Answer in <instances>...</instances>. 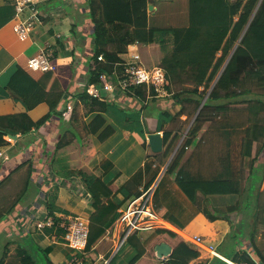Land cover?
Masks as SVG:
<instances>
[{"label": "trees", "instance_id": "trees-1", "mask_svg": "<svg viewBox=\"0 0 264 264\" xmlns=\"http://www.w3.org/2000/svg\"><path fill=\"white\" fill-rule=\"evenodd\" d=\"M154 1H89L90 17L95 25L93 31L95 52L92 63L89 65L83 91L75 96L87 109L86 115L93 114V117L84 125L86 130L84 136L79 135L71 125L67 133H71L72 137L66 138V135L56 141L50 172L65 178L72 175L80 176L87 192L90 193L94 211L89 218L90 232L86 247L88 254L120 216L119 208L124 200H120L117 192H114L112 188V184L121 174L114 175L109 171L114 167L111 160L103 161L102 167L105 169L103 175H97L87 166H81L83 156L84 158L88 155L90 158L93 156L91 154L92 136L97 135L99 140L104 141L116 129L113 124L108 123L107 118L112 110L116 111L114 103L90 94L87 88L91 84H103L105 80L103 75L107 76L109 82L117 84V74H122L124 64L134 59L128 57V47L134 43L151 44L154 51L160 53L158 60L159 65L166 72V89L175 101L181 104V109L175 114L176 117L183 114L192 116V112L198 111L208 95L183 143L166 169L165 174L171 176L166 191H163L159 185L154 192L153 200L157 211L181 229L185 228L194 215L201 211L198 209L187 219H183L180 213H176L171 207L175 200L169 202L164 199L168 193L171 197H177L173 184H176L181 192L197 206L198 192H202L207 200L209 197L215 199L212 207L215 214L207 210L205 214L212 221L220 218L229 220L232 229L235 220L230 215L245 211L247 213L244 214L241 226L237 225V229H244L242 232H245L244 238L249 243L250 249H236L230 258L235 262L246 261L251 264H254L257 259L264 264V247L258 244L259 237L256 234L260 226L264 227V161L260 159L264 151V116H260L264 111V0H188V25L163 27L150 25L148 9L149 4ZM99 9L101 13H98ZM10 15H15L14 11ZM8 19L10 18L4 19L2 24ZM100 55H103V60L99 59ZM147 58L152 59L151 56ZM52 61L57 64L56 70L44 72L39 79H35L27 70L18 66L4 87L10 91L11 96L23 103L26 110L19 113L0 114V147L9 144L6 136L27 135L33 129L40 128L50 121L53 116L60 122H64L68 104H65L63 109L59 107L67 91L61 88L56 90L59 81L55 79V75L61 72L63 66L55 60ZM147 61L151 64L150 60ZM47 80L55 81L52 88L47 89L45 83ZM129 89L126 91L141 101L146 100L148 95L146 85ZM150 93L152 97L157 95L154 88L150 89ZM254 101L258 103V106H250ZM41 102L48 103L50 109L44 116L35 120L29 110ZM240 103H248L247 110L258 115L252 127L244 125L238 129L234 124L235 121L229 122V127L228 125L221 127L217 120L218 117H222L220 114L229 115L234 120L235 114L239 113L238 104ZM140 113L141 111H135V117H139ZM74 115L73 112L71 119H74ZM161 115L163 119L159 125L160 128L165 120L175 119L168 111L162 112ZM210 129L221 134V141L225 143L223 142L219 148L216 145L217 156L211 160L214 167L206 174L202 167L206 163L204 146L207 140L205 137ZM163 137L164 151L153 154L155 158L162 161L171 154L181 133L166 130ZM194 140L199 142L195 146L196 150L192 152V149H189ZM203 141L205 143L202 148ZM197 154H203L201 158L197 157L202 161L199 172H195L192 168ZM27 161L16 165L10 174L0 181V223L12 215L30 188L34 172L32 164L24 176V184L15 187L18 191L12 200H7L8 193L3 190L7 189L10 193L7 187L10 178L28 163ZM245 166H249L248 171L244 168ZM159 172L160 167H153V161H148L145 168L136 173L132 179L138 180V184H141L144 174H150L145 182V188H148L155 182ZM173 174H176L174 178ZM132 179L120 187V190L126 194L125 200H132L142 193L141 190L131 192L130 185L134 182ZM55 189L47 193L48 216L53 217L55 224L44 230L51 238L56 236L57 240L67 242L66 230L62 226L65 214L58 213L62 209L56 204L58 192ZM230 195L234 196L232 204L229 203L226 208H220L216 198ZM154 231L158 234L168 233L172 237H178L179 242L172 243L174 247L170 255L172 264H189L191 260L199 257V251L173 230L158 228ZM141 232L143 231L134 230L126 240L133 249L129 264H135L147 251L146 241L141 238ZM262 234L264 237V231ZM158 241L152 242L149 245L150 248L154 249ZM30 245H33L32 241ZM40 251L44 253L38 254ZM48 254V248L36 247L33 254L23 250L19 254L20 264H54ZM118 254L116 253L111 259V264L117 261ZM8 257L6 251L0 259V264H11L7 262ZM220 261L227 264L223 260Z\"/></svg>", "mask_w": 264, "mask_h": 264}, {"label": "crops", "instance_id": "crops-1", "mask_svg": "<svg viewBox=\"0 0 264 264\" xmlns=\"http://www.w3.org/2000/svg\"><path fill=\"white\" fill-rule=\"evenodd\" d=\"M89 1L47 0L39 3L43 17L37 23L31 37L26 41H22L18 38L15 31V15H10L12 11L16 13L14 0H0V114L19 113L26 110L23 103L11 96L10 91L4 87L8 84L18 66L27 70L35 79H39L44 72H33L30 70L28 68V60L36 56L41 50L50 48L53 51V60L63 66L61 72L55 75V79L59 81L56 90L61 88L67 91V95L62 100L59 108L63 109L65 104H71L73 106L71 117L73 112L76 115V119L75 115L74 119L68 118V115H66L64 122H60L57 117L53 116L50 121L40 128L33 129L29 134L17 135V138H14L15 141L9 135L6 136L10 143L7 146L0 147V152H3L8 157V159L0 157V181L9 175L16 165L27 160H29L27 161L28 163L23 165L16 173L25 171L26 174L31 164L32 168L34 167L30 188L24 199L12 215H9L8 218L0 223V237H6L4 239L6 242L3 253L8 252V258L12 264L21 263L19 254L23 250H28L29 253L33 254L36 251V247L48 248V255L54 264H69L73 254L77 253V250L72 249L68 242L57 240L56 236L51 238L45 230H40L36 224L34 225V223L48 216L47 193L49 190L56 188L55 190L58 192L56 204L62 209V211L58 212L60 214H77L89 219L94 211L90 193L87 192L80 176L72 175V177L65 178L50 172V163L54 155L53 150L56 141L66 135V138L72 137L71 133H67L71 125L79 135L84 136L86 134L84 125L93 117V114L86 115L87 109L82 103H79V98L75 96L83 91L89 65L92 63V57L95 52L93 47L95 25L90 17ZM160 1H156V4L155 1L150 3L154 6L153 10L148 9L150 25H156L153 23V19L164 14V5L162 7L158 5ZM176 1H179L176 2L179 5L174 8V18L179 22L177 26H186L189 22V15L186 17L185 14L188 12L189 2L188 0ZM100 10L98 13H101ZM7 17L10 19L2 24ZM156 26L162 25L158 24ZM128 48V57L135 59V56H139L144 66L153 67L160 64L158 60L160 53L155 52L151 44L141 45L134 43ZM149 56L152 59H148L147 57ZM147 60H150L151 64H148ZM103 78L108 81L106 75H103ZM53 80L45 82L47 89L53 87L55 83ZM102 96L103 99L112 101L115 105L116 111L112 110L107 118L108 123L113 124L116 129L104 141L99 140L97 135L92 136L93 148L91 149V154L93 156L92 158L89 155L85 158L83 156L81 158V166H87L97 175H103L105 172L102 167L103 161L108 159L113 162L114 167L109 171L114 175L121 174L112 184L114 192H117V197L120 200H124L123 205L119 208L120 212L131 201V199L125 200L126 194L120 190V187L132 179L136 173L143 170L148 161H153V167H160L159 175L154 183L159 182L166 172L165 167L162 170V165L157 163L159 159L152 156L149 135L156 132H161L164 135L166 130H171L181 133V136L184 137L187 133H182L183 130L181 131L180 128L186 121L187 115L175 116L181 109V104H178L170 94L155 97L147 95L146 100L141 101L129 91L115 88V90L111 91L102 89ZM49 109L48 103L41 102L29 110V113L35 120H38L48 113ZM135 111H141L139 117H135ZM165 111L171 113L175 119L165 120L162 128H160L161 121L158 116ZM262 114H264V111H262ZM213 132L216 131L210 129L208 135ZM9 139H12V141ZM204 143L205 141L201 143L202 148ZM141 146L144 147V151L140 148ZM211 146L217 156L216 144L213 145V139L208 138L204 148ZM191 149L192 146L189 150ZM205 153L209 154L210 151L205 150ZM202 155L197 154L195 158ZM210 155L212 157V153ZM260 159L264 161V151L260 155ZM244 168L248 171L249 166ZM149 175L144 174L141 184H138V180L132 179L134 182L130 185L131 192L142 191ZM19 184H24V177H20V181L17 183L15 181L13 185L16 187ZM198 194V204H201V202L210 204L212 209L215 199L209 197L207 200L202 192H198ZM216 200L220 208H226L229 203L232 204L234 196L217 197ZM200 210L185 228L181 229L174 224L173 227L189 236L194 234L207 235L209 240L216 244L218 251L230 258L229 251L226 250L227 253H223L220 250L221 245L230 237L232 231L229 220L220 218L212 221L207 217L203 209ZM211 213L215 214V212ZM246 213L242 211L233 213L230 216L238 222ZM118 218L99 239L94 249L90 253L88 252L86 255L87 264H111V259L116 253H120L119 251L126 244V240H124V227L118 223ZM151 231L140 233L141 238L146 241L147 251L135 264H155L159 260L158 246L167 243L172 247L173 251V244L179 242L178 237H172L168 233L158 234ZM263 231L264 227L260 226L256 233L259 237L258 244L262 247H264ZM158 239L161 240L158 241ZM28 241H32L33 245L28 244ZM156 241L158 242L154 249H151L149 245ZM244 243V246L239 244L237 250L247 248L249 250V243L246 240H244ZM40 253L44 252H38V254ZM131 253H133V249L128 244L125 256L118 254L117 261L114 264H129L131 256L129 259H126V256ZM9 260L7 259L8 263ZM220 260L222 259L210 257L207 253H204L203 256L199 255V257L191 260L189 264H223Z\"/></svg>", "mask_w": 264, "mask_h": 264}, {"label": "built area", "instance_id": "built-area-1", "mask_svg": "<svg viewBox=\"0 0 264 264\" xmlns=\"http://www.w3.org/2000/svg\"><path fill=\"white\" fill-rule=\"evenodd\" d=\"M47 0H14L16 9L15 13V31L18 38L26 41L31 37L38 22L43 17L39 3ZM103 60V55L99 56ZM53 51L50 48L41 50L36 56L28 60V68L35 71H55L57 64L53 61ZM118 83L114 84L104 80L103 84H91L87 91L98 97L102 96V89L106 91L120 88L124 91L130 90V87L146 85L148 88V96L151 97L150 89L154 88L157 92L156 96H167L169 93L166 89V72L161 65H156L151 68L144 66L139 56H135L132 62L126 63L123 66L122 74H117ZM72 107L68 105L66 115L70 116ZM0 157L8 159L3 152H0ZM158 186V182L153 183L148 188H143L142 193L132 199L126 209L120 211L118 223L122 225L125 232L124 240L134 231H150L158 228L171 229L181 235L185 241L189 242L197 249L201 256L207 253L210 257H217L225 261L227 264H251L249 262H235L231 258L224 256L217 249L216 244L202 234L186 235L177 230L174 225L165 219L157 211L154 204V192ZM55 224L53 217L47 216L37 222L36 226L40 230L46 227H51ZM172 225V226H171ZM62 226L66 230V240L72 249L77 250L73 254L69 264H87L86 247L89 239V219H85L77 214L65 215L63 217ZM80 252V253H78ZM254 257V256H253ZM255 259V257H254ZM155 264H172L169 256L159 257ZM254 264H263L255 259Z\"/></svg>", "mask_w": 264, "mask_h": 264}, {"label": "rangeland", "instance_id": "rangeland-1", "mask_svg": "<svg viewBox=\"0 0 264 264\" xmlns=\"http://www.w3.org/2000/svg\"><path fill=\"white\" fill-rule=\"evenodd\" d=\"M156 1H160V0H155V4H156ZM176 2H179V1H176V0H161L158 3V5H160V7H162L164 5V7H163L164 14H163V16L162 15H159L156 18H154L153 19V23L156 24V25L159 24V25H162V26H177V25H179L178 24L179 22L177 21V19L174 18L175 17V15H174V12H175L174 8H176V6L179 5ZM185 16L186 17L188 16V12L185 14ZM69 105L73 108V106L71 104H69ZM248 106H249L248 103H246V104H244V103L243 104H241V103L238 104L239 113L238 114H235V119L234 120H232V118L229 117V115L220 114L222 117H218L217 118L218 124L221 127H223V126L228 125L229 122L234 123V121H235L234 124L237 125V128L238 129H240L244 125L245 126H249L251 128L252 125L254 124V121H255L254 119H257V116L258 115L257 114H254L250 110L248 111L247 110V107ZM250 106H254V107L255 106H258V103L254 101V103L250 104ZM71 113H72V111H71ZM196 113L197 112L193 111L192 114H191L192 116H187L186 121L181 125L182 127L180 128L181 131L183 130L182 133H184V132L185 133H188L187 131L191 128V126L193 124L192 121H193L194 117L196 116ZM260 116L263 117L264 114H261ZM68 118H71V114H70V116H68ZM158 119L160 121H162L163 116L162 115L158 116ZM227 127H229V125ZM221 136H222L221 134H218L217 135V132H213V133L207 135L205 138H206L207 141H208V138L209 139H213V145L216 144L218 146V148H219V147H221V145H222L223 142L225 143V141H221L222 140V137ZM182 137L183 136H181L177 140V142L175 144V148L173 149V151L171 152V154L168 157H166L163 161L161 159H159L157 161L158 164L162 165V168H161L162 170L165 167V171H166L168 165L172 162L173 158L176 155V152H177L176 151V148H177L178 144L180 142L183 143V141H184V138L185 137H183V138ZM12 139H13V141H15L14 138H12ZM12 139H9V140L12 141ZM198 142H199V140H194L193 141L192 152H194L196 150V147L195 146L197 145ZM9 143H10V141H9ZM181 143H180V145H181ZM259 145H260V143H259ZM140 148L143 151L145 150L143 146H141ZM177 150H178V148H177ZM205 150L210 151L209 154H206V153L204 154V157L206 158L205 159V162L206 163H204V165L202 167L203 172L207 174V172L209 173L211 171V169L214 167L211 164V160L216 157V154H215L214 148L212 146L211 147H207ZM205 150H204V152H205ZM189 153H191V151H189ZM211 153H212V157L210 155ZM153 154H155V152L152 151V156H153ZM200 158H195V160H194V165L192 166V168H193V170L195 172H199V167H200L201 162H202ZM150 162H151V160H150ZM257 175L259 177L261 176L260 174H257ZM24 176H25V171L23 173H16V174H13L12 175L11 180H10V183L7 186L10 189V193L8 192L7 189H3L4 191H6L8 193L7 194V196H8L7 200H9V201L12 200V198L14 197V195L16 194V192L18 191L17 188L15 189V187L13 185V184H15V181L17 183L18 181H20V177H24ZM175 176H176V174H173V178ZM162 178L159 180L158 186L160 185V188L163 189V191H166V187L168 185V182L170 181L171 176H170V174H168V175L165 174L164 177H162ZM173 190L177 194V197L176 196L171 197L169 195V193H168V194L165 195V198L164 199L167 200V201H169V202L172 201V200H175L172 203L171 207H172L173 210H175L176 213H180V215H181V217L183 219H187L192 214H195L198 209L199 210L200 209H203L204 211H206V210L208 211V209H209V212H214L211 209L210 204L208 205V204H205L203 202H201V204H198V206L195 205V204H193L190 201V199H188L187 196L183 192H181V190L177 187L176 184H173ZM173 190H172V193H173ZM132 198H134V197H132ZM127 206H128V204H126V206L124 208L126 209ZM233 220H235V219H233ZM242 220H243V217H242L241 220H238V222L236 220H235V222H233V225L234 224L235 225H234V228L233 229L231 228L232 231H231L230 237H228V239L225 240L224 243L222 242L223 244L220 247V250L223 253H227L226 250L229 251V253H230L229 255L231 257L233 256L232 253L235 252L236 249H238V245L239 244H241L243 246L245 245V243H244V240L246 239V238H244V236H245L244 233L245 232H242V230H244V229H241V230H238L237 229V225L238 226H241ZM229 223L231 225V222H229ZM35 224H37V223H34V225ZM144 232H147V231H143L141 233H144ZM151 232H155V231L152 230ZM204 236L209 239V237L207 235H204ZM9 237H11V236H9ZM5 238L6 237H0V257L2 256V254L4 252L5 242H6L4 240ZM246 242H247V240H246ZM27 243L29 244L31 242L28 241ZM7 244H9V243H7ZM127 245L128 244L126 243V244H124V246H122L119 255H121L123 257L125 256V251H126ZM131 255H132V253L131 254H127L126 259H129ZM8 260H9V258H8ZM9 262H10V260H9Z\"/></svg>", "mask_w": 264, "mask_h": 264}, {"label": "water", "instance_id": "water-1", "mask_svg": "<svg viewBox=\"0 0 264 264\" xmlns=\"http://www.w3.org/2000/svg\"><path fill=\"white\" fill-rule=\"evenodd\" d=\"M153 7H154L153 4H150L149 5V9L150 10H153ZM207 97H208V95L205 97V99L203 100L202 104L200 105V107H199V109H198V111L196 113V116L194 117L192 123L194 122V120L196 119V117L199 114L200 110L202 109V107H203V105H204ZM9 137L16 139L17 138V135H9ZM149 144H150L151 150L153 152H155V153H161V152H163L164 151V148H165L163 134L161 132L151 133L149 135ZM158 247H159L158 248L159 249V257H162V256H170L171 255V253H172V247L169 244L163 243L162 245H160Z\"/></svg>", "mask_w": 264, "mask_h": 264}, {"label": "clouds", "instance_id": "clouds-1", "mask_svg": "<svg viewBox=\"0 0 264 264\" xmlns=\"http://www.w3.org/2000/svg\"><path fill=\"white\" fill-rule=\"evenodd\" d=\"M148 68H151V67H148ZM186 135H184V137H185ZM180 146V145H179ZM179 146H177L178 148H179ZM176 151H177V149H176ZM170 257V256H169Z\"/></svg>", "mask_w": 264, "mask_h": 264}]
</instances>
